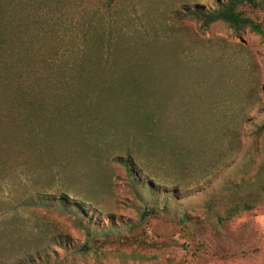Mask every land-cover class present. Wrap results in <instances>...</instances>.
I'll return each instance as SVG.
<instances>
[{"label": "rangeland", "instance_id": "rangeland-1", "mask_svg": "<svg viewBox=\"0 0 264 264\" xmlns=\"http://www.w3.org/2000/svg\"><path fill=\"white\" fill-rule=\"evenodd\" d=\"M215 1L18 4L29 18L24 24L31 23L26 33L37 28L47 48L86 46L81 88L107 85L93 105L104 125L85 105L87 126L71 132L65 150L11 154L0 174V264H264V204L219 236L209 227L202 236L191 225L189 234L178 222L182 214L201 222L202 204L224 180L250 178L264 166V134L252 135L264 122V40L247 30L236 36L223 23L203 28L184 16ZM250 15L264 27V13ZM151 100L158 105L151 111L160 120L161 164L148 152L155 145L147 127ZM129 140L143 161L131 158V173L143 185L115 161ZM174 141L199 147L206 162L184 177L187 185H177L167 149ZM239 165L246 169L237 171ZM169 192L167 214L142 223L141 214L162 208ZM60 193L84 207L82 224L49 202Z\"/></svg>", "mask_w": 264, "mask_h": 264}, {"label": "trees", "instance_id": "trees-1", "mask_svg": "<svg viewBox=\"0 0 264 264\" xmlns=\"http://www.w3.org/2000/svg\"><path fill=\"white\" fill-rule=\"evenodd\" d=\"M4 2L6 1L0 0V174L5 173V169L11 166V154L22 148L46 156H50L51 153L56 155L58 151L65 150L64 140L72 136L71 132L75 128L81 129L87 126L89 119L86 116L88 109L83 112L85 105L95 112L90 116L91 120L98 126L104 125V121L99 118L100 110L93 105L97 102L98 94L106 92L107 85L103 83V89L92 86L90 91L86 89L87 86L81 88L83 82L78 72L86 46L84 48L80 47L81 45L71 44L67 45L71 46L70 48L64 50H57V47L47 48V45L38 40L40 32L37 28H34L31 34L26 33L31 23L28 21L24 24L29 18L26 16L25 8L23 13L19 10L18 4L22 1L10 0L6 2L7 5ZM36 2L37 0H25L21 4L35 5ZM251 12L264 13V0H216L212 9H187L184 16L200 22L203 28L215 23H223L236 36L247 30L264 40V27L250 15ZM37 49L38 51L35 52ZM152 100L149 105L150 113L147 110L149 119L147 127L150 129L149 138L154 140L155 145L152 150L148 149V152L154 162L161 164L163 156L160 150L163 141L159 138L160 120H156L155 113L151 111L158 105L154 101L152 103ZM263 134L264 122L256 127L252 135L260 137ZM124 143L126 144V141ZM174 143L167 149L176 171L174 174L177 176V185H187L184 177H194L191 171L194 168L201 169L206 162L201 159L199 147L191 145L182 148L178 147L177 141ZM128 145L120 150L125 156L117 157L115 161L124 168L126 175L131 177L136 185H143V181L140 183L133 177L131 166L134 163L130 161L131 158L133 162L142 160L140 156H135L134 151H130V140ZM130 152L134 153V157ZM54 158L52 157L50 161L52 166L55 165ZM243 169L245 170L246 166L239 165L237 171ZM56 175L54 171V176ZM180 191L182 192L183 189L181 188ZM173 194L169 192L163 197L162 208L153 206L144 211L141 214V222L167 214V202L172 199ZM49 199V202H56L52 206L70 213L75 216L79 224H82L84 218L82 205L70 202L65 193H60L57 197L54 195ZM263 204L264 166H261L250 178L235 182L224 180L202 204L204 217L201 222L185 214L180 216L178 222L188 229L189 234L193 231L188 227L191 225L202 236L205 233L202 229L206 227L211 228L213 234L219 236L234 219L255 211Z\"/></svg>", "mask_w": 264, "mask_h": 264}]
</instances>
